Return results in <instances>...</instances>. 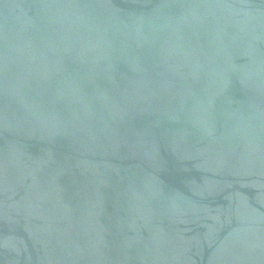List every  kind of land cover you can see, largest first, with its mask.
<instances>
[{
  "label": "water",
  "instance_id": "water-1",
  "mask_svg": "<svg viewBox=\"0 0 264 264\" xmlns=\"http://www.w3.org/2000/svg\"><path fill=\"white\" fill-rule=\"evenodd\" d=\"M0 264H264V0H0Z\"/></svg>",
  "mask_w": 264,
  "mask_h": 264
}]
</instances>
